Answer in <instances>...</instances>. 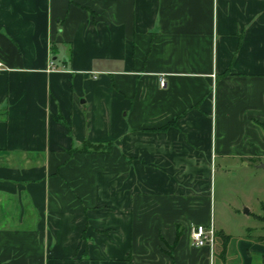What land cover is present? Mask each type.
Returning a JSON list of instances; mask_svg holds the SVG:
<instances>
[{
    "label": "crops",
    "instance_id": "obj_1",
    "mask_svg": "<svg viewBox=\"0 0 264 264\" xmlns=\"http://www.w3.org/2000/svg\"><path fill=\"white\" fill-rule=\"evenodd\" d=\"M0 62V264H264L191 237L264 156V0H0Z\"/></svg>",
    "mask_w": 264,
    "mask_h": 264
},
{
    "label": "rangeland",
    "instance_id": "obj_2",
    "mask_svg": "<svg viewBox=\"0 0 264 264\" xmlns=\"http://www.w3.org/2000/svg\"><path fill=\"white\" fill-rule=\"evenodd\" d=\"M201 175V188L209 196L203 220L217 235L213 254L222 249L221 234L229 236V250L264 238V156H219L209 164L208 176Z\"/></svg>",
    "mask_w": 264,
    "mask_h": 264
},
{
    "label": "built area",
    "instance_id": "obj_3",
    "mask_svg": "<svg viewBox=\"0 0 264 264\" xmlns=\"http://www.w3.org/2000/svg\"><path fill=\"white\" fill-rule=\"evenodd\" d=\"M2 64L0 62V68ZM165 79H160V85L165 87ZM191 237L193 244L197 247H204L207 246L210 248L211 251L214 249L215 244V231L210 226H203V225H195L191 229Z\"/></svg>",
    "mask_w": 264,
    "mask_h": 264
},
{
    "label": "trees",
    "instance_id": "obj_4",
    "mask_svg": "<svg viewBox=\"0 0 264 264\" xmlns=\"http://www.w3.org/2000/svg\"><path fill=\"white\" fill-rule=\"evenodd\" d=\"M230 71H228L229 73ZM227 74V72H226ZM112 147H110L109 145L107 147H105L104 144L102 143H97V144H90V143H86L85 146L80 149L79 151L81 152H89V151H92V152H105V151H111ZM223 236V251L225 252L226 249H227V245H228V242H229V236L226 235V234H221ZM215 236L216 233H215ZM128 262L131 264V257L128 258Z\"/></svg>",
    "mask_w": 264,
    "mask_h": 264
}]
</instances>
